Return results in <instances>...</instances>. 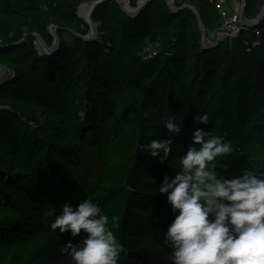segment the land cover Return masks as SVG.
Returning <instances> with one entry per match:
<instances>
[{
	"label": "trees",
	"instance_id": "obj_1",
	"mask_svg": "<svg viewBox=\"0 0 264 264\" xmlns=\"http://www.w3.org/2000/svg\"><path fill=\"white\" fill-rule=\"evenodd\" d=\"M175 1L197 9L207 32L219 29V16L206 0ZM1 2L0 65L15 77L0 85V264H14L33 242L50 264H62L63 246L78 242L80 235L53 231L50 225L65 203L75 207L83 199L96 202L109 217V227L133 264H152L143 258L149 250L140 249L142 239L164 235L161 217H175L158 188L163 176L171 179L178 171L174 159L185 153L186 143L191 145L192 133L204 129L232 142L233 153L218 158L216 168L229 179L228 164L236 154L251 162L264 150V20L243 28L232 41L203 49L193 11L172 12L164 0H152L135 18L123 13L115 21L107 18L99 29L102 41L86 42L80 37L87 35V25L62 0ZM246 3L250 20L264 6V0ZM95 13L97 20L101 16ZM50 26L58 28L60 48L41 57L34 34L50 46ZM148 43H157L159 52L144 60ZM132 75L144 84L145 97L124 130L110 93ZM27 105L50 116L45 127L30 125L20 112ZM204 113L206 125L195 119ZM170 117L179 124V134L164 128ZM122 135L134 147L135 160L110 164L103 148ZM169 137L172 151L163 162L138 149ZM43 202L50 207L47 216L41 212Z\"/></svg>",
	"mask_w": 264,
	"mask_h": 264
},
{
	"label": "clouds",
	"instance_id": "obj_2",
	"mask_svg": "<svg viewBox=\"0 0 264 264\" xmlns=\"http://www.w3.org/2000/svg\"><path fill=\"white\" fill-rule=\"evenodd\" d=\"M195 119L209 123L207 113ZM163 126L169 133L181 131L174 117ZM172 146L169 137L139 144L138 149L163 162ZM233 151L224 135L196 129L177 174L171 179L163 176L158 191L166 194L175 214L164 232L172 264H264V172L244 170L230 179L220 175L218 158ZM50 227L72 237L83 230L80 241H69L62 249L73 264H118L121 253H126L109 227V217L91 199L75 207L65 203Z\"/></svg>",
	"mask_w": 264,
	"mask_h": 264
},
{
	"label": "rangeland",
	"instance_id": "obj_3",
	"mask_svg": "<svg viewBox=\"0 0 264 264\" xmlns=\"http://www.w3.org/2000/svg\"><path fill=\"white\" fill-rule=\"evenodd\" d=\"M96 1L99 0H62V5L64 6V8L69 12L74 11L77 17L81 20V22L87 25V31H88L87 35L90 32V28L89 25L84 21L85 14L89 7V4ZM126 1L129 2L131 6V2H134L135 0H126ZM164 1L169 5V0H164ZM172 1L175 9H180L183 6L192 7L189 5V3L185 1H180V2H176L175 0ZM227 1L231 8L241 7L240 0H227ZM195 10L198 12L197 9ZM1 11H2V2L0 0V22H1ZM90 13H91L90 20L97 27V34H96L97 36L95 37L94 40L99 42L102 41L99 29L103 26L104 22H106L107 18L110 19L111 22L118 20L121 13L129 16V14L122 9V6L117 1L114 0H112L111 4L105 7L104 9L100 10L98 9V7L93 8ZM94 13L96 15L99 14V16L101 17L98 18L97 20H94L92 18ZM215 33L216 35L214 40H210L212 42L216 41L217 34L219 33L218 30L215 31ZM50 34L52 35L53 32L50 31ZM56 34L58 36V32H56ZM209 34L210 32L206 31L207 40L209 39L208 38ZM65 40L69 42L70 39L68 36H65ZM224 41H221L219 44L223 43ZM158 52H159V45L157 43H148L143 53V59L149 60L153 58L155 55H157ZM110 96H113L117 101L119 112L122 117L123 129L126 130L127 128L130 127L131 124H133V122L137 117L136 114H137L139 102L142 101L143 98L145 97V86L144 84L140 83V81L137 80L135 76L132 75L126 78L124 83L120 84L117 88H115L110 93ZM20 112L23 114V116H26L30 120V125L33 128H38V127L43 128L50 120V116L45 112L44 109L41 110V108H37L32 105H27L25 108L21 109ZM80 115L84 120L86 119L85 112H81ZM186 145L190 146V144L188 143H186ZM185 150H187V148ZM103 153L106 161L113 165H120V164L131 165L135 160L134 147L130 145L129 142L126 140L125 135H122L119 138H117L111 145L104 147ZM183 154L184 153L178 152L177 157H175L174 159L178 171H179V159ZM227 169L232 178L241 175L242 171L244 170L252 171L256 173L264 172V150L261 151L260 154L257 155V157H254L251 162H246L245 160H242L239 157V155L236 154L234 160L228 164ZM178 171L176 172L174 171L172 174L175 176ZM160 200L163 203L168 204V202H165L167 201L166 194H163ZM40 208L42 210L41 212L45 213V216H47L50 209L49 204L43 202L42 204H40ZM32 214H38V213L37 211H32ZM161 220L164 221L165 226L167 228L168 225L171 223V216L161 217ZM121 223H122L121 221H118L117 229H120ZM84 235L85 234L82 231L78 241H80L84 237ZM142 240L144 241V244L140 249L146 248L149 250L147 254L143 255L144 256L143 258L145 260L151 261L152 264H172V259L171 256L169 255L170 251L168 250L169 247L164 243V235L159 236L158 238L156 237H150L146 239L143 238ZM60 260L62 264H73V261L71 260V257L67 252L63 253L60 256ZM132 261L133 259H131L129 255H127L126 253H122L121 258L118 261V264H122V263L133 264ZM14 264H50V262L48 261L45 252L41 248V246L33 242L29 245V250L26 254L22 255L18 253V256L14 261ZM140 264H144V263L141 262Z\"/></svg>",
	"mask_w": 264,
	"mask_h": 264
},
{
	"label": "water",
	"instance_id": "obj_4",
	"mask_svg": "<svg viewBox=\"0 0 264 264\" xmlns=\"http://www.w3.org/2000/svg\"><path fill=\"white\" fill-rule=\"evenodd\" d=\"M109 1L112 0H99L96 2H92L91 4H89L90 7V11H89V15H88V19L85 21L90 28V32L88 33L87 36L85 37H80L81 39H83L84 41L88 42V41H92L95 39V37L97 36V27L92 23V21L90 20V16H91V10L93 8H97L99 6H101L104 3H107ZM117 1L121 6L122 9L129 14L130 17H136L138 16L142 10L152 1V0H139L136 3V6L133 8L130 6L129 2H127L126 0H114ZM241 1V12H240V31H238L235 35H226V34H221L218 33L217 37H216V41L212 42L210 40H214L216 33L215 32H211L208 35V40H207V35H206V30L204 28V25L199 17L198 12L189 6H183L180 9H175L173 6V1L169 0V7L171 9L172 12H178L179 10L182 9H190L191 11H193L196 16L198 17L199 20V29L201 32V45L203 49H210V48H214L217 47L219 45V43L221 41L224 40H234L235 38L239 37L241 34V30L243 28H248V29H253L257 26H259L262 21L264 20V6L262 7L260 13L258 14V16L255 19H247L245 16V12H246V0H240ZM49 33L50 31L53 32L52 37H53V42L50 46H48L38 35L34 34V37L36 38L35 42H34V46H35V50L38 53L39 56H50L54 53H56L59 48H60V41L58 39V36L56 34V32L58 31V28L55 26H52L49 28ZM0 49H2V47L0 46ZM15 77V72L10 69L7 66H1L0 65V85L7 83L9 81H11L12 79H14Z\"/></svg>",
	"mask_w": 264,
	"mask_h": 264
},
{
	"label": "built area",
	"instance_id": "obj_5",
	"mask_svg": "<svg viewBox=\"0 0 264 264\" xmlns=\"http://www.w3.org/2000/svg\"><path fill=\"white\" fill-rule=\"evenodd\" d=\"M208 4L217 12L221 25L218 32L226 35H235L240 31L241 7L231 8L227 0H206ZM257 36L259 33H255Z\"/></svg>",
	"mask_w": 264,
	"mask_h": 264
},
{
	"label": "bare ground",
	"instance_id": "obj_6",
	"mask_svg": "<svg viewBox=\"0 0 264 264\" xmlns=\"http://www.w3.org/2000/svg\"><path fill=\"white\" fill-rule=\"evenodd\" d=\"M89 11H90V7H88V9H87V11H86V14H85V20L88 19Z\"/></svg>",
	"mask_w": 264,
	"mask_h": 264
}]
</instances>
